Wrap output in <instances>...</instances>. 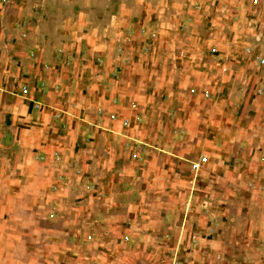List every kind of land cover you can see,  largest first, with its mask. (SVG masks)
<instances>
[{
  "label": "rangeland",
  "instance_id": "obj_1",
  "mask_svg": "<svg viewBox=\"0 0 264 264\" xmlns=\"http://www.w3.org/2000/svg\"><path fill=\"white\" fill-rule=\"evenodd\" d=\"M139 8L156 11L137 29L143 53L160 59L148 73L156 70L165 80L166 72L170 88L154 80L157 92L148 109L118 119L116 135H131L126 143L103 135L97 141L92 124L61 109L51 112L41 135L34 126L33 137L0 142V168L9 169L0 175V264H264V198L258 199L264 167L260 181L235 178L226 193L213 177L189 170L196 157H205L206 165L216 154L222 140L214 132L233 130L226 121L238 116L232 108L245 105L243 138L253 151L264 147V95L256 92L264 87L263 71L256 80L260 87L231 79L217 100L201 91L204 87L191 90L193 79L203 82L199 73L217 75L223 68L212 50L218 41L241 43L247 56L258 47L263 54L252 59L255 67L264 60V28L256 31L257 24L264 25L259 9L264 0L257 5L253 0H0V26L8 35L34 25L50 32L79 19L95 24L111 17L107 14ZM120 21L126 24L125 18ZM5 50L10 53L0 48V54ZM21 51L27 53L25 47ZM128 99L136 107L140 97ZM167 99L175 103L168 106ZM81 136L83 142L76 143ZM236 145L229 170L242 172L246 166L235 158L236 149L240 154L246 145ZM223 196L225 204H217Z\"/></svg>",
  "mask_w": 264,
  "mask_h": 264
},
{
  "label": "crops",
  "instance_id": "obj_2",
  "mask_svg": "<svg viewBox=\"0 0 264 264\" xmlns=\"http://www.w3.org/2000/svg\"><path fill=\"white\" fill-rule=\"evenodd\" d=\"M253 4L257 5L258 2L255 3L253 0ZM259 9L264 14V8ZM247 10L252 11L251 7ZM151 14H156V11L146 8L128 9L124 14H107L111 17L95 24H79L80 15L77 23L71 26H59L50 32L46 31L42 25H34L26 26L19 31H12L13 33L8 35L9 30L4 29L5 26H0V48L10 50L9 54L6 50L5 53L0 54V142L7 140L10 144L20 143V137H33L35 127L37 133L41 135V131L45 130V125L49 124L46 121L50 118L51 112L61 109L68 113H78L79 120H86L88 124H92L91 127L95 128L97 141L100 142L102 140L100 135H103L109 137L108 140L126 143L131 135L128 132H123L122 136L116 135L120 126L118 119H121L125 113L136 115L148 109L153 103L150 99L157 92L154 90L155 85L152 87L154 80H159L157 82L160 88H170L167 83L170 81L168 79L170 75H166V72L163 73L167 76L165 80L156 77V70L151 69V73H148L147 67H151L152 63H157L160 59L152 53H143V44H139L142 39L139 38L137 29L146 25L148 18L152 17ZM121 18H125V25L119 24ZM256 26V31L259 26L264 28V25L257 24ZM23 30L28 32L26 40L21 38ZM129 33L132 37L127 40ZM252 33L255 31L253 30ZM15 40H19V43ZM241 45L237 42L228 45L226 42L218 41L212 50L216 52L217 49L222 60L220 61L224 64L223 68L217 75L209 74L207 71L199 73L197 78H202L203 82L200 83L199 80L193 79L191 90L200 91L196 90L197 88L194 87L196 85L204 87L201 91L206 90L205 94L215 99L223 94L226 83L231 79L243 80L244 83L252 80L255 87H260L261 84L258 83L260 80L258 82L256 80L258 73L264 72V65L257 64L258 67H255L253 63L256 56L263 53L258 47H254L247 56L243 53ZM22 47L27 49V53L21 51ZM118 50L120 52H117ZM32 51L36 54L34 58L28 55ZM137 52L139 54L136 55ZM4 64L11 66L7 68ZM9 75L16 80L4 82L6 80L4 78ZM206 79L208 80L204 81ZM22 88H26L25 93L21 91ZM148 88L153 89L151 94L147 93ZM3 89L11 95L3 92ZM258 91H261L259 95H264V87L257 89V94ZM163 94L161 91L158 92V95ZM136 96L140 99L136 101L135 107L131 104L132 99L128 97ZM80 99L81 105H78ZM83 101L87 103L83 105ZM166 101H169L168 106L175 103L174 99ZM212 105L220 108L221 111H226V107L222 105L217 103ZM245 109V105L236 107V109L232 108L231 111L234 114L237 113L238 116L236 119L231 117L226 121L234 124L233 130L214 132L222 141L218 147L214 148L216 154L209 158V163L203 165L198 171L213 177L212 182L217 180L220 187H223V193L227 191V183L243 177H254L260 181L257 176H260V167H264V147L259 148L258 146L256 151H253L248 139L243 138L244 129L241 128V122ZM112 115L117 118L110 119ZM80 126L88 128V125L83 126L81 123ZM88 140L94 142L95 139L90 137ZM82 142L83 136L78 137L76 143L81 144ZM238 143L246 145V149L240 154L238 148L236 149L235 158L240 161L239 164L244 163L246 166L242 172L237 171L236 168L229 170L228 164L232 162V149L236 148ZM197 160L196 157L192 161ZM218 165L220 167H217ZM216 168H219V175L215 173ZM0 170V175L5 176L3 173L9 169L0 168ZM189 170L194 176L195 173L190 167ZM260 195L263 197L258 198L259 202L264 198V192ZM254 201L255 199L250 198V202ZM216 203L225 204L224 196L220 197ZM262 245L264 246V242ZM262 250L260 254L264 255V247Z\"/></svg>",
  "mask_w": 264,
  "mask_h": 264
},
{
  "label": "built area",
  "instance_id": "obj_3",
  "mask_svg": "<svg viewBox=\"0 0 264 264\" xmlns=\"http://www.w3.org/2000/svg\"><path fill=\"white\" fill-rule=\"evenodd\" d=\"M255 3L258 2V0H254ZM259 65L260 66H263L264 65V60L261 59L259 61ZM258 94H261V91H258ZM124 124H127L126 121H124ZM207 162L206 158L205 157H201L200 159H198L197 161L195 162H192L191 165H190V169L193 173H198V171H200L201 167Z\"/></svg>",
  "mask_w": 264,
  "mask_h": 264
}]
</instances>
